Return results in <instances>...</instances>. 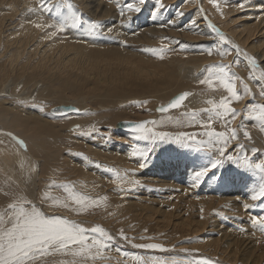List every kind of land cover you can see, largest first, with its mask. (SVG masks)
<instances>
[{
	"label": "rangeland",
	"instance_id": "rangeland-1",
	"mask_svg": "<svg viewBox=\"0 0 264 264\" xmlns=\"http://www.w3.org/2000/svg\"><path fill=\"white\" fill-rule=\"evenodd\" d=\"M32 2H34V0H32ZM262 3H264V0L261 1L262 7L259 6L260 9L263 8L261 9V11L264 10V6H263L264 4ZM31 4L32 3L29 4V8L27 9L21 8L20 11L18 12V16L20 17L19 20L22 21L17 24L19 26L17 29L20 30L23 27V25L24 26L29 25L28 23L32 24L31 21H33V24L35 26L37 24L44 26L50 24V22L46 20L49 18V16L44 17V14H42L43 18H39L37 20L30 18L35 13L39 12V8L38 7L33 8ZM183 4H184L183 0L177 2V8L180 9ZM227 6L228 8L232 7V5H227ZM2 8L5 9V7ZM4 14H6V12L5 13L0 12V17H3ZM192 15L193 14H190V17H192ZM150 18L151 15L145 12L142 18H140L135 22H130L135 24L134 26L128 25L125 27L124 25L127 24H123L122 26L124 28L123 32H119L118 35H115L110 32L111 28L118 24V20L114 17V24L111 28L107 29L108 30L107 32L101 34L97 30L93 34L89 35V38L92 39H88V41H91L93 43L103 44L104 46L107 47L109 46V48H107L105 52L103 51L104 48L101 47L100 45H93L91 47L84 48L82 50L85 53L78 55V60L75 64H64L61 60L56 61L57 56L54 58L53 57L50 58L48 62L45 64L42 62L36 63L38 57L34 56L32 59L35 60L33 62L35 63V65L29 66V63L26 62L24 63V65L22 64L23 66L21 72L26 74L30 79H34V80H36L37 77L41 75L42 80L45 81L47 85H52V87L55 88L54 92L48 90L45 93V98L38 99L37 94L35 96L34 95L31 96L29 94L30 92L27 94L24 93L25 91H20L21 88L22 90L28 89V87L33 83L32 81H30L28 82L27 87L20 86L18 90L9 91V94L0 93V99L4 98L5 100H8L7 102L9 103L10 106L13 105L17 108L18 105L19 106L23 105L24 107H28L31 104L30 105L31 107H28L31 113H37L39 117L43 119H49V121H53V122H57L59 120H66L69 118L68 116L80 117L86 114H92L95 111L94 116L96 115L97 116L94 118V120L96 121V123L91 124L92 126L90 124L85 125L75 122L70 123L68 121H63L65 123L62 124L66 125L65 127H63L64 129L62 128V126L59 127L60 123H55L57 126L55 130L51 129L46 124H40L35 127L34 133L30 134V136L34 138L35 142L42 150L41 151L42 154L37 158V162L42 164L41 169L39 170L40 171L39 179H41L42 182L55 180L57 183H62V182H69V180H73V179L74 180L80 179V174L86 172L85 168L87 167V165H90L91 169L86 168L93 175L87 181V184L89 185L92 191V194L90 195H92L93 197H100V196L108 197L106 206L102 205L99 208L89 209L88 211H86L88 215H86L85 212L84 214L77 216L76 214L74 215V213L63 209L58 210L59 212L61 211L60 213L58 211L55 212V214L57 215L62 214L63 216H67L69 219H73L78 223L82 222L81 224L84 225L85 227H92L93 225L94 226L101 225L109 233H111L114 237H116V240L114 241V247L107 250L105 252L103 259L96 261L95 264H204L205 260L211 262V264H243V263L247 264L248 262L246 261L243 262L242 258L244 257L243 250H245L246 246H248V242H243L242 240H248V241L250 240L254 242L256 239L255 237L258 236L257 237V239L259 240L258 243L264 244L263 242L264 227H261V225L254 226L252 223L254 229L252 228L250 229L249 227L246 226L242 227V225L248 222V220L250 222L253 221V218H260L256 216L257 212H263L261 218H264V208L261 207L264 206V204L260 205V202L262 201V203H264V200H260L256 205L253 204L248 205L247 207L248 209L245 206H243L244 208L242 206H239L237 208L230 205L227 206V204H231L232 202L230 201L226 202V200L222 199L221 195L223 194L222 192L223 190H227L232 193L233 191H235L236 195L241 193L245 194L244 198L247 199L248 193H245V191L247 190L246 181L255 184L258 181V176L250 172L248 173L241 172L240 169L236 168L235 164L233 165V163L231 162H226L223 168L220 169L219 171L220 176H225V174H227L228 178L225 179L224 181L215 180L214 178L210 179L212 173H209L208 177L207 178L205 177L204 178L205 180H203L202 183H200L195 187L192 186V183L188 185L181 183L179 181H176L171 186L158 187V188L152 184H143L142 181L140 180L145 177L144 176L145 172L146 174H148V172L155 173L159 170L163 171L166 169L165 167L166 162L176 163L178 162L177 159H185V157L184 155L178 154L181 150L172 151L171 150L173 148L172 145H164L160 147V150H158L159 149L158 148L157 149L158 151L155 150L154 152H149L148 154L150 155H148L147 161L145 163L143 158L139 156L137 149L139 151H144L146 148L149 147V145L143 141H133L130 138L129 133L126 134L125 132H122V129H118L115 126L116 122L120 118L128 119V120L130 119L138 120L139 118L145 119L150 117L156 118L157 114L155 109L159 103L157 102L158 99L157 97H162V96L169 97L179 92L193 93V91L194 92L200 91L202 94L205 93L203 94L205 97L214 98V96H216L214 100L218 102L220 99H222V97H224V95L225 96L227 95V93L224 92L222 88H219L216 91H211L207 88L206 85H203L204 87L201 86L199 90L195 91L197 84L196 83H194L193 85L189 84L185 77L186 74L181 73L176 68V66L170 62L172 58L178 60V57L180 56L185 57L188 53H190L189 45L177 43L179 42L178 40L179 37L164 38L160 35V33L157 32L155 33L156 37H151L148 38L147 40L144 39L130 40L129 36L132 33H134L130 29H132L133 27H140L142 24H144L146 20ZM249 18H246V20L241 19V24L240 26H238V28L243 29L244 27L242 26L247 23L248 21L247 19ZM191 19L192 18H190V20ZM15 20L17 19L12 20V22H10V25L11 24L13 25ZM186 23H188V21H186ZM41 28L42 27H40V29ZM179 29L184 30V27H180ZM187 29L188 28H186L185 31ZM45 30L48 34L53 31L52 28H48V27H46ZM7 32L8 29H5L6 34ZM61 36H63V33H57L55 37H49V36L46 37L45 41L54 42L53 50L55 53H58L60 47L62 45H65V39H62ZM158 37H162L161 42L155 41V39ZM14 38L17 39L16 36H14ZM254 42H256L257 44L259 43L257 39ZM222 44L225 47L224 49L227 50V52L228 51L230 52V53L228 52L229 54L234 52L233 56L236 59L237 52L233 51L235 50L237 45L236 40H228L227 44H224L223 42ZM230 44L233 46H231ZM3 47H4L3 42H0V50ZM97 48L101 50L100 53L97 51ZM112 49H118L120 50V52H116ZM159 50H163L162 51V55L164 57L163 59H160L159 56L157 55ZM116 54H123V55L128 54L129 56H131V58H136V57L141 58L142 62H144L145 64H147L148 61L150 62V67H143L145 65L139 64L140 68L143 67L144 69H152L151 66L159 65L158 71L155 75H152L150 77H142L134 73L136 71H139V69L133 70L131 69V67L128 68L127 66L119 67L118 66L119 61L116 59H114L111 62L106 61V63H104L102 61V57H100L107 55L113 57ZM23 57H24V53L21 54L19 60L21 61L25 60L23 59ZM119 59L122 60V58ZM156 60H159V63H156ZM219 60L220 59L215 60V62L212 61L209 62L206 65V68L208 65L210 66L215 65L214 63H217L218 65L220 64L228 65V63H230L228 61L221 63V61ZM236 60H234L233 64L230 63L231 65L237 64L231 67L233 68L231 69V71L234 72L237 76H239L243 81V83L239 80L236 81L237 89L243 90V84L247 83L249 87L252 89L253 93L255 92V94H257L258 92H260L259 83L257 84L255 83V80L250 79L252 75L249 69H246L244 66L241 65V63L235 62ZM83 61H87V62L85 64H82ZM204 67L205 66L202 67L203 68L202 70H204ZM243 72L245 75L243 74ZM51 73H54L56 75V78H54L53 80H50ZM204 74L205 73H201L197 75L198 82L204 76ZM90 76L94 77V80H90L89 79ZM63 78L70 79L73 86L76 85V86L84 87L85 91L78 92L75 90V88L72 89L70 87L68 88V90L64 89L62 87L64 83ZM33 85H35V83H33ZM253 89L256 91H253ZM205 90L207 92H205ZM56 91H60L61 96L59 95V93H56ZM107 91L113 92L112 98H109L107 101L102 103L101 97ZM208 91L210 92L208 93ZM10 92L12 94H10ZM26 92H28V90H26ZM53 93L55 94V96H53ZM206 94L208 96H206ZM95 96H99L100 98L92 99V97ZM245 97L247 98V100H252L250 96H245ZM83 98H86L87 102L82 103L81 104L82 106H88L90 102H92L93 104L97 105V108L98 106H101L102 103L103 108L99 107L98 112L96 111L97 109L93 110L92 112L91 110H89L90 106L86 108L85 107L79 108V106L77 107L75 104H73L74 107L81 109V113L78 114L71 113L63 116L52 115L54 111L61 109L62 104L59 103H61L62 101L70 100L79 104L83 102ZM259 98L264 99V97H261L260 95ZM52 103H54L53 106L51 105ZM156 103L157 105H155ZM206 107L208 106L206 105L205 108ZM232 107H234L238 113H241L240 112L241 106L239 105V102H233ZM40 108H43V112L40 111ZM147 111L148 113H146ZM184 113L182 111H179L158 118L157 121L164 119L165 122L166 121L167 122L165 127L157 128V131H167L173 135L179 134L181 132L203 131V129L199 128L198 126L188 127L186 125V122H184V126H179L169 122L168 120L169 117L173 121L182 120V118L184 117ZM201 115H206V114L202 113ZM238 117L234 121H232L231 123L232 126H234V123L236 121H237L236 123L237 125L241 123L240 119L238 120ZM245 117H248V115L245 114ZM30 121L34 122L35 120L32 119ZM121 122H126V121H121ZM219 123L220 122L217 121L216 123L213 124V127L217 131H224L221 123L220 124ZM74 124H79L80 129L78 128L75 129L74 131L70 129L71 126H73ZM81 128H85V129H81ZM0 130L1 132H3L2 129ZM5 132L10 133L9 131H5ZM11 134L12 136L17 137L19 140L23 139L22 141L24 142L25 145H27V150H28V144H26L27 141L24 138L13 132H11ZM237 135L239 139H243L244 141L243 142L239 141L238 142L239 145L236 146L237 148L235 147L234 149H229V151H227L225 155L231 154L234 158L237 159L240 158L239 159L240 163L244 162L243 158L246 156H247L246 158L249 161H254V162L264 161V149L260 150L259 147L254 146L256 144L250 146L248 142L241 135L240 136L239 134ZM13 141L15 142V140ZM241 145L243 146L242 148L240 147ZM112 147L117 148L118 150H121L119 148H122L125 152L127 151L128 153L126 152L124 156L120 155L118 159H114L113 154L115 155L117 153L112 152L114 151L112 150ZM251 147L254 150V152L257 153V155L255 153H252L251 156L248 154H244L247 151V149ZM92 150L95 151L97 154L105 155L107 159L102 162L95 158H89L88 157L89 152ZM22 152L26 153L27 151H25L22 148ZM39 152L40 151L36 150L35 153L37 154ZM175 156L176 159L172 158ZM256 156L259 157L257 160H255ZM162 159H164V161ZM122 162L127 163L128 166L126 168L121 167ZM142 162H144L145 165L147 166L141 168L140 164ZM161 162H164L163 167L161 165ZM66 170H70L71 172L64 173ZM191 170H188L187 173L190 174V178L192 180ZM115 173H119L121 176L127 173L129 177V181L122 184L119 183V181H114L113 179H111V177H113ZM98 174L101 175L103 178H99ZM241 175L245 177H249V179H246V181L241 180L240 179ZM152 177L154 178L155 176ZM6 178H7L6 176L4 178L0 177V190H1L0 207H3L9 200V197L4 195L3 190H8V185L12 180H10L9 178L8 180H6ZM164 178L169 179L171 177L167 176ZM154 179H156V177ZM210 180L211 182L215 181L214 183L212 182L213 185L211 184V186H213L212 189L211 190L204 189L208 185V183L209 184L211 183ZM231 180H233L232 183L230 182ZM236 180L243 182V186L235 187ZM42 182H40L41 185L44 184ZM3 185L6 186L7 189H3L2 188ZM121 189H123V191H121ZM217 189H219V192ZM13 190H18L15 189V185H13ZM142 192H145L143 194H145L146 196L140 194L136 195V193L142 194ZM52 193L54 196H61V197L63 196V193L59 189H54L51 192V194ZM171 193H175V194H171ZM206 194L208 197L206 196ZM149 197L151 198L147 199ZM189 197L190 199H192L193 202H196L193 205V207H189L188 205H185V200H187V198ZM195 197L196 200L194 199ZM2 198L4 199V201ZM209 198L216 199L214 200L216 201L215 205L214 204L211 205L208 204L207 202H204ZM240 200L241 199L237 201V204L234 203L232 204L238 205V202H241ZM201 205L204 207V209L206 207H210L208 211L209 212L208 218L211 222L210 224L215 225V227L208 225L205 231L201 227L197 228V230L195 231L194 222H190L189 226L185 225L182 227V225H179L177 229L171 230L172 227L170 228V226H164L162 222H159L158 218L160 213H158L157 219L155 218L157 215L154 218L149 219L147 216L149 214L144 213L145 210H151V211L160 210L168 214L166 215L167 220L172 218L173 216H176L179 218L181 217L182 219L190 218L193 221H197V220L199 221L201 217H205L204 209L202 210ZM63 211L65 212V214ZM244 211L248 214H246ZM236 213L238 214L236 215ZM218 217L220 219H217ZM231 222L233 223V225ZM88 223L90 224V226ZM236 223L238 224V226H236L237 225ZM258 229H260V231ZM226 230L227 231L229 230L231 234L236 235V237H239L240 239L235 237L229 238L228 232ZM259 232H261L262 234ZM121 233L123 234V236L127 237L126 240L121 239ZM211 238H214L215 240L217 238L223 239L222 241L220 240L221 247L219 248L211 247L213 246L212 245L213 239L211 240ZM229 239L232 240L239 239L238 241H236V244L242 246L240 249L241 252L238 256L240 258L238 260L235 259L236 261H234L232 254H230V256L227 258L226 256L228 254L224 255V253L221 252V249H224L225 247H229L230 252L233 251V248L236 246V244L235 243L226 244L227 241H229ZM149 244L161 245L162 248L165 250L161 251L159 249L136 247V245H149ZM67 259L70 258L61 257L59 255H53L47 258V264H61L63 261ZM263 261L264 259L258 258L256 264H264Z\"/></svg>",
	"mask_w": 264,
	"mask_h": 264
},
{
	"label": "bare ground",
	"instance_id": "bare-ground-1",
	"mask_svg": "<svg viewBox=\"0 0 264 264\" xmlns=\"http://www.w3.org/2000/svg\"><path fill=\"white\" fill-rule=\"evenodd\" d=\"M179 1H181V0H163V4L166 6V8L161 9L159 12H156L155 13V19H153V11L157 7L156 0H146V3L144 5L140 6L142 8V11L138 14L135 12H129V11L125 10L123 16L120 13V6H124L130 2L135 3L136 0H72V3L74 5V7L79 11V13H81L83 15V17L85 19L95 21L101 25V27L98 29L99 33H101V34L107 32L108 31L107 29L111 28L113 26L114 17L118 20V24L113 26L111 28L110 32L112 34L118 35L119 32H123V30H124V28L122 27L123 24H127V25H124L125 27L128 25L134 26L135 24L130 23V22H135V21L139 20L140 18L143 17V14L145 12L150 14L151 18L146 20L144 22V24H142L140 27H133L132 29H130L134 33H132L129 36V39L130 40H135V39L147 40L148 38L156 37L155 33H157V32L160 33V35L164 38L179 37V39H178L179 42H177V43L189 45L190 53H188L185 57H181V56L178 57V60H176L175 58H172L170 60V62L173 63L181 73L186 74L185 77H186V80L189 84H191V85H193L194 83L197 84L195 91L199 90L201 86L204 87L203 85L199 84V82L197 80V77H198L197 75L204 73L206 65L211 61L215 62V60H217V59H220L219 61H221V63L228 61L231 64H233L234 60L237 59L235 62L241 63L242 66H244L246 69H249L252 76L255 75L258 78L260 69L264 68V10L261 11V9H263V8L260 9V7H262L261 6L262 0H258V1H256V0H252V1L251 0H243V4H244L243 8L237 7V5L239 3H241V0H219V3H220L219 9H217L214 6V4L210 3L209 0H183L184 4L182 5V7L180 9H178L177 8V2H179ZM247 1H248V3H247ZM54 2L60 3V0H54ZM30 3H32L31 5L33 8H37L39 0H34V2H32V0H0V12H3V13L6 12V14H4L3 17H0V42H3V44H4V47H3L4 49L2 48L3 50L2 49L0 50V93L9 94V91L18 90L20 86L27 87L28 82L32 81L33 83H35V85H33V83H32L28 87V89H26V90H28V92H26V90H22V88L20 91H25L24 93H27V94L30 92L29 94L31 96L32 95L35 96L37 94L38 99H43V98H45L46 91L50 90V91L54 92L55 88H53L52 85H47L45 83V81L42 80L41 75H39L37 77V79L34 80V79H30L26 74L21 72L22 66L24 65V63L28 62L29 66H31V65L34 66L35 63H33V62L35 60H33L32 58L35 56V57H38V60H36L37 61L36 63L42 62L45 64L48 62V60L50 58H52V57L54 58L57 56L56 61L61 60L64 64H75L78 60V55L85 53V52H83L82 49L87 48V47H91L93 45H100L101 47L104 48L103 51L105 52L107 50V48H109V46L107 47V46H104L103 44H98V43H93L91 41H88V39H92V38H89V34H85L82 31H76V30L70 29L66 32H63V36H61V38L65 39V45H62L59 49V52L55 53L53 50L54 42L53 41H45L46 37L49 36V34L45 30L46 27H42L40 29L33 24V21H31L32 24L28 23L29 25H27V26L23 25V27L20 30L17 29L19 27L17 24L22 21V20L21 21L19 20L20 17L18 16V12L20 11L21 8L22 9L29 8ZM262 4H264V3H262ZM227 5H232V7L228 8ZM7 6H9V7H7ZM2 7H5V9L7 7V9L5 10ZM177 13H183V15H178ZM221 13H223V15H221ZM42 14L43 13H41L39 10V12L35 13L30 18L35 19V20H37L39 18H43ZM190 14H193L192 17H190ZM36 16H38V17H36ZM45 16L48 17L47 14H44V17ZM249 17H252V18H249ZM190 18H192V19L190 20ZM246 18H249V19H247L248 20L247 23L242 26L244 28L243 29L238 28V26H240V24H241V19L246 20ZM14 19H17V20H15L14 24L13 25L11 24L12 25L11 26L10 22H12V20H14ZM46 20L50 23L53 22V20L50 18H48ZM185 20L188 21V23H186ZM192 21H195V24H193ZM209 23L212 25H215V27L218 28L220 31L222 30L221 32L224 33L225 37L228 40H236V42H237L236 48H238L240 50V53H241L239 55L237 54L236 59L233 56L234 52L229 54L230 52L228 51L229 53L227 52L228 53L227 55H220L219 54V52L225 51V49H224L225 47L223 46L222 42L219 41L218 38L215 37L214 32L208 26ZM180 27H184V30L179 29ZM186 28H188V29L185 31ZM5 29H8L7 34L5 33ZM14 36H16L17 39H15ZM162 37L156 38L155 41L161 42ZM256 39L259 42L258 44L256 42H254ZM1 46H2V44H1ZM231 46H233V45H231ZM209 48L212 49V52H213L212 55H208ZM236 48L233 51H236ZM112 50H114L116 52H120V50H118V49H112ZM97 51L99 53L101 52V50L99 48H97ZM23 53H24L23 59H25V60L21 61L19 59L21 57V54H23ZM243 53H247L248 56H252V57L256 58L259 67L257 68L255 73H253L251 71V69L248 65L247 59L245 58ZM100 57H102V61L104 63H106V61L111 62L114 59H116L119 61V63H118L119 67L120 66H127L128 68L131 67V69H133V70L139 69V71H136L134 73L138 74L142 77H150L152 75H155L158 71V68H159V65H155V66H151L152 69H144L143 67H150L149 61L147 64H145L144 62H142L141 58H138V57L131 58V56H129L128 54L127 55L116 54L113 57H110L108 55L107 56H100ZM119 58H122V60H120ZM127 58H130V59H127ZM86 62L87 61H83L82 64H85ZM156 63H159V60H156ZM230 63H228V65H231ZM139 64H143L145 66L140 68ZM214 64L218 65L217 63H214ZM235 65H237V64H235ZM235 65H231V67H233ZM203 66H205L204 70H202ZM208 66H210V65H208ZM231 69H233V68H231ZM243 74H244V72H243ZM54 78H56V75L54 73H51L50 74V80H53ZM89 79L94 80V77L90 76ZM63 82L64 83H63L62 87L66 90H68V88L70 87L72 89L75 88V90L78 92H84L85 91L84 87H80V86H76V85L73 86L71 80L68 78H63ZM255 83H257V84L259 83V86L261 87V82H259L258 79L255 80ZM253 91H256V90L253 89ZM205 92H207V91L205 90ZM209 92L210 91H208V93ZM56 93H59V95L61 96L60 91H56ZM112 93L113 92H111V91L105 92L101 97L102 103L107 101L109 98H112ZM183 93L184 92H179V93L172 95V96H169V97H167V96L157 97L158 98L157 102H159V103H158V105H157V103L155 105H157V107L164 106L166 103L170 102L171 99H173L175 96H177L179 94H183ZM10 94H12V93L10 92ZM203 94H205V93H203ZM203 94L200 91H198V92L193 91V93H191V95L189 96L188 100L185 101V107L184 108H181V110L180 109L172 110L171 112H169L167 114H172V113L179 112V111H182L183 113L186 111H190V110L199 111L200 109H203V107L205 108L206 105L209 107L210 105L207 103V101L214 100V98H216V96H214V98L213 97H205ZM207 94H206V96H208ZM53 96H55L54 93H53ZM99 98H100L99 96L92 97V99H99ZM7 101L8 100H5L4 98L0 99V129L3 130V132H1V130H0V177L4 178L6 176L7 177L6 180H8V178H9L12 181H16L17 183H19V186L21 189L24 188L22 178L28 174V169L30 167H32L33 165H36V164H38L40 166V169H41L42 164L37 162V158L42 154L41 153L42 150L37 145L34 138L30 136L31 133H34L35 127L37 125L46 124L51 129L55 130L57 128L55 123H60L59 127L62 126V128L66 126V125L62 124V123H65L63 121H68L70 123L75 122V123H80V124H85V125L86 124H90V125L95 124L96 121L94 120V118L97 115L94 116L95 111L93 112V110L97 109L96 111L98 112L99 107L103 108L102 103H101V106H98V108H97V105L93 104L92 102H90V104L88 106H82L81 105L82 103L87 102L86 98H83V102H81L79 104L74 102V101L65 100V101H62L61 103H59V104H62L61 108L63 110L72 109L73 104H75L77 107L79 106V108L80 107L86 108V107L90 106L89 110H91L93 113L92 114H86V115L80 116V117L68 116L69 118L66 120H59L60 122L59 121L53 122V121H49V119H43V118L39 117V115L37 113H31L30 109L28 108V107H31L30 106L31 104L28 107H24L23 105H20V106L18 105V108H17L13 105L10 106ZM251 102H252V100H247L246 97H244L239 102V105L241 106L240 107L241 113L238 117V120L240 119L241 123L239 125H237L236 124L237 121H236L234 123V126L231 125V127L237 129V134H239V136L241 135L248 142V144L250 146L251 145L253 146V144H256L254 146L259 147V149L261 150V149H264V130H262V128H261V122L257 119H254V118L250 119L249 116L245 117V114L248 115L246 110L248 109ZM256 103L264 104V99L259 98V92L256 94ZM53 104L54 103H52L51 105L53 106ZM117 104H119V103H117ZM157 107H156V109H157ZM21 108H23V109H21ZM152 108H154V107H152ZM156 109H155V111H156ZM71 113L72 114H78L77 112H71ZM71 113H67V114H71ZM79 113H81V109H80ZM146 113H148V111ZM156 114H157L156 118L155 117H150V118H145V119L139 118L138 120H131V119L128 120V119L120 118L122 120L118 119L115 126H117L118 123L121 121H126V122L127 121L128 122L129 121L130 122H141V121H146V120L152 121V120H157L158 118H161L164 115H167V114H159L157 112H156ZM32 119H34L35 121L31 122L30 120H32ZM235 125H237V126H235ZM78 128H79V124H74L73 126H71L70 129H72L74 131L75 129H78ZM85 128H81V129H85ZM5 131H9L10 133L13 132V133L21 136L22 138H24L27 141L26 144H28L27 152L23 153L22 148L18 145V143H15L16 141L14 142L11 139V137L6 135V133H8V132H5ZM245 131H247L249 133V135L251 136V139L245 138V136H244ZM58 132H59V130H58ZM122 132H125L126 134L129 133L126 130H124V131L122 130ZM123 138H125V137H123ZM239 141L243 142L244 140L238 138L235 141H230L229 145L227 147V151H229V149H234L236 146H238ZM113 147H112V150H114V151H112V152L117 153L115 155L113 154L114 159H118L120 157V155L124 156V154L127 152V151L125 152L122 148H119L121 150H118L117 148H113ZM115 147H116V145H115ZM217 147H219V145ZM36 150H38L40 152L36 154L35 153ZM158 150H160V148ZM158 150H156V151H158ZM130 152H131V150H130ZM159 152H158V154H159ZM252 153H255V152L251 147V148L247 149V151L244 154H248L251 156ZM255 154L257 155V153H255ZM148 155H150V154H148ZM178 156H180V155H178ZM88 157L98 159L102 162L107 159L105 157V155L97 154L93 150L89 152ZM126 157H128V156H126ZM172 158L176 159V156L172 157ZM255 158L254 159L257 160L259 157L256 156ZM153 159H154V157H153ZM238 159H240V158H238ZM162 160L164 161V159H162ZM162 160H160V161H162ZM177 160H178V162H176V163L166 162L167 161L166 160L165 161L166 162V166H165L166 169L165 170H163V171L159 170L155 173H149L148 172V174H146V172H145L144 173L145 177L143 176L144 178H142L140 181H142L143 184L155 185V187H157V188L158 187L171 186L176 181H179L181 183L188 184V185L191 184L192 180L190 178V174L187 173L188 170H191V168L188 169L186 167L185 159H177ZM163 163L164 162H161L162 167H163ZM228 164H231V163H228ZM127 166H128L127 163L122 162L121 167L126 168ZM145 166H147V165H145ZM86 168L91 169V166L87 165ZM86 168H85L86 172L80 174V179L69 180V182L76 184L79 191H83V192H87L89 194H92V191H91L89 185L87 184V181L93 175ZM158 168H159V166H158ZM156 169H157V166H156ZM146 170H148V169H146ZM69 172H71V171L66 170L64 173H69ZM153 172H154V170H153ZM209 173H211V172H209ZM224 173H226V172H224ZM39 175H40V171H39L38 175L33 176V183L31 184V187L29 188V193H28L29 196H32V194H33L32 190L37 186V184H39L40 186L44 185V184L43 185L40 184V182H42V180L39 179ZM55 175H56V173H55ZM98 176H99V178H103L99 174H98ZM152 176H155L156 179H154L155 177L153 178ZM167 176L171 177V178H169V179L164 178ZM233 180H235V179H233ZM233 180H231L230 182L232 183ZM45 182H42V183H45ZM210 182H211V180H210ZM212 182L210 184L208 183V185L205 188L204 187L203 188L211 190L213 187V186H211ZM251 185H252V183H249L248 181H246V189L247 190L245 191V193H248L247 199L244 198L245 194L241 193V194L236 195L235 191H233V193H232V192H229L227 190L222 191L223 192V194L221 195L222 199L226 200V202L230 201L234 204H237V201L239 199H241L240 200L241 202H238V205H233L232 203L227 204V206L230 205V206H234L237 208L239 206L243 207L245 205H247V206L252 205V204L256 205L260 200L256 202V201H253L250 199ZM218 186H219V184H218ZM240 186H243V182L236 180L235 187H240ZM2 188L7 189V187L4 185L2 186ZM217 190L219 192V189H217ZM3 191H5V190H3ZM0 192H1V190H0ZM143 193H145V192H142V194L136 193V195L140 194V195L146 196ZM171 194H175V193H171ZM52 195H53V193H52ZM147 195H148V193H147ZM154 195H156V194H154ZM206 196H207V194H206ZM166 197H165V199H166ZM217 197H219V196H217ZM150 198L151 197H149L147 199H150ZM191 198H192V196H191ZM194 199L196 200V197ZM222 199H221V202H222ZM214 200H216V199L215 198H209L208 200H205L204 202H207L208 204H211V205H213V204L215 205L216 201H214ZM3 201H4V199H3ZM147 202H148V200H147ZM2 203H4V202H2ZM195 203L196 202H193L192 199H190V197L187 198V200H185V205H188L189 207H193V205ZM263 204L264 203H262V201H261L260 205H263ZM211 205H209V206H211ZM261 207L264 208V206H261ZM209 208L210 207H206L204 209V207L202 206V210L204 209V216L205 217H201V219L199 221L198 220L193 221L190 218L182 219L181 217L179 218L176 216H173L172 218L167 220L166 215H168V214H166L160 210H155V211L145 210L144 213L149 214V215H147L149 219L154 218L156 215L157 216L155 218L157 219L158 213H160L159 218H158L159 222H162L164 224V226H170V228L172 227L171 230L177 229L179 225H182V227L185 225L189 226L190 222H194L195 223V231L199 227H201L205 231L208 225L215 227V225L210 224L211 222L208 218ZM231 208H233V207H231ZM145 209H147V208H145ZM60 210H62V209H60ZM231 211H232V209H231ZM262 213L263 212H257L256 216L261 218ZM64 214H65V212H64ZM237 214L238 213H236V215ZM246 214H248V213H246ZM60 215H62V214H60ZM86 215H88L87 212H86ZM101 215H102V213H101ZM77 216H79V215H77ZM253 216H255V215H253ZM75 218H76V216H75ZM217 219H220V218L218 217ZM240 219H242V218H240ZM71 220H73V219H71ZM148 221H150V220H148ZM137 222H138V220H137ZM226 223H227V221H226ZM88 224H86V225H88ZM97 224H99V223H97ZM236 224H234V225H236ZM232 225H233V223H232ZM89 226H90V224H89ZM236 226H238V224ZM243 226L249 227L250 229L251 228L254 229V227L252 225V221L250 222L249 220H248V222L244 223V225H242V227ZM258 230L260 231V229H258ZM227 232H228L229 238L230 237L239 238V237H236V235L231 234V232L229 230ZM250 233H251V231H250ZM259 233H261V232H259ZM257 237H255L256 239L254 242L250 241V240L248 241V240H242L241 239L243 242H248V246H246L245 250H243L244 257L242 258L243 262L244 261L248 262L247 264H250V263L256 264L258 258L264 259V244L261 243L262 244L261 245L260 243H258L259 240L257 239ZM253 238H254V236H253ZM261 238H262V236H261ZM212 239H213V241H212L213 246H211V247H215V248L221 247L220 240L222 241L223 239L217 238L215 240L214 238H211V240ZM238 240L229 239V241H227L226 244H234V243L236 244V241H238ZM241 247L242 246H239V244L238 245L236 244V246L233 248L232 252L229 251V247H225L224 249H221V252H223L224 255L228 254L226 256L227 258L230 256V254H232L234 261H236L240 258L238 256L241 252L240 251ZM245 255H246V257H245ZM221 256H222V254H221ZM263 263H264V261H263Z\"/></svg>",
	"mask_w": 264,
	"mask_h": 264
},
{
	"label": "snow or ice",
	"instance_id": "snow-or-ice-1",
	"mask_svg": "<svg viewBox=\"0 0 264 264\" xmlns=\"http://www.w3.org/2000/svg\"><path fill=\"white\" fill-rule=\"evenodd\" d=\"M210 3L219 9V0H209ZM146 0H136L135 3H127L120 6V13L123 16L125 10L129 12L140 13L141 5ZM157 7L153 11V19L155 13L165 8L163 0H156ZM38 7L41 13L47 14L53 23L46 26L37 24L36 27H48L53 31L49 33V37H55L57 33H63L68 30L82 31L91 35L96 32L101 25L95 21L87 20L74 7L72 0H60L55 3L54 0H39ZM237 7H244L243 0ZM183 15V13H177ZM223 15V13H221ZM195 24V21H192ZM163 26V25H162ZM209 28L215 34V37L224 44L228 43L225 37L215 25L209 23ZM163 50H159L157 55L163 59ZM237 54H241L236 48ZM212 49L209 48L208 55H212ZM220 55H227V51L219 52ZM247 59L248 65L253 73L259 67L255 57L248 56L243 53ZM204 76L199 80L201 85H206L211 91L222 88L227 93L218 102L209 100L207 103L210 107L197 110H190L184 113L182 120H172L168 118L170 123L184 126V122L188 127H199L203 129L201 132H181L173 135L167 131H157V128L166 126L164 119L159 121H142L137 123H127L126 128L129 136L134 141H143L149 145L144 151L137 152L146 162L149 152H154L164 145H172V151L181 150L178 154L184 155L187 168L192 169V186L195 187L208 177L209 172L212 173L211 178L215 180H225L228 178L220 176L219 171L226 162L235 164L241 172H250L258 176V181L251 185L250 199L253 201L264 200V161H249L246 157L244 162L240 163L239 159L234 158L231 154L225 155L230 141H235L239 137L237 129L231 127L240 113L232 107L233 102H240L245 96H250L252 102L249 105L247 114L250 119H257L261 122V128L264 130V104L256 103V94L247 83L243 84V90L237 89L236 81L242 79L231 71V65H212L204 70ZM252 80L261 82L259 95L264 97V68L259 71L258 78L253 75ZM191 93L184 92L178 95L166 106H161L158 111L162 114L169 113L172 110L185 107V101L188 100ZM43 112V108H40ZM68 111L80 112V109L56 110L52 115H66ZM206 115H201V114ZM219 121L224 131H217L213 124ZM12 140H15L21 148L27 151V145L11 133H6ZM247 139L251 136L247 131L244 132ZM219 145V147H217ZM243 147L242 145L240 146ZM191 154V155H188ZM140 167H145L142 162ZM40 166L33 165L28 169V174L24 176V188H20L19 183L11 181L8 190L4 191V195L9 197L8 202L0 207V264H47V258L53 255L68 257L62 264H95L96 261L103 259L105 252L114 247V237L104 227L95 225L85 227L81 223L69 219L67 216L56 215L57 210L63 209L76 215H82L89 209L106 206L107 196L93 197L87 192L79 191L77 185L72 182L57 183L55 180L46 181L43 186L37 184L32 190L33 194L29 196V188L33 183V176L38 175ZM114 181L125 183L129 181L128 174L122 176L115 173L111 177ZM241 180L249 179L243 175ZM13 185L15 189L13 190ZM59 189L63 196H54L51 192ZM123 191V189H121ZM247 208L248 206L245 205ZM51 211V214H50ZM253 225H261L264 227V218H253ZM121 239H127L121 233ZM140 248L159 249L164 251L161 245H136ZM118 250V249H117ZM204 264H211L205 260Z\"/></svg>",
	"mask_w": 264,
	"mask_h": 264
},
{
	"label": "water",
	"instance_id": "water-1",
	"mask_svg": "<svg viewBox=\"0 0 264 264\" xmlns=\"http://www.w3.org/2000/svg\"><path fill=\"white\" fill-rule=\"evenodd\" d=\"M180 95V94H179ZM178 96V95H177ZM177 96H175V97H177ZM174 97V98H175ZM173 98V99H174ZM173 99H171V100H173ZM171 102V101H170ZM170 102H168V103H170ZM168 103H166L164 106H166ZM73 108H75V109H77L76 107H73ZM72 108V109H73ZM160 107H157V109H156V112L157 113H159V114H162V113H160L159 111H158V109H159ZM62 109V108H61ZM60 109V110H61ZM69 110V109H68ZM72 111H68L67 113H71ZM165 114H167V113H165ZM147 121V120H146ZM142 122V121H141ZM127 123H137V122H120V123H118V125L116 126L118 129H122V130H126L127 131V128H126V124Z\"/></svg>",
	"mask_w": 264,
	"mask_h": 264
}]
</instances>
